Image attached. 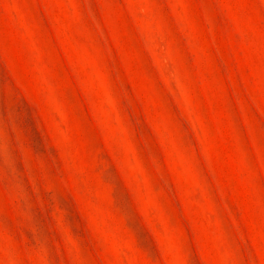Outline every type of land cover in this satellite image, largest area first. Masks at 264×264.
<instances>
[{
    "label": "rangeland",
    "instance_id": "374dc122",
    "mask_svg": "<svg viewBox=\"0 0 264 264\" xmlns=\"http://www.w3.org/2000/svg\"><path fill=\"white\" fill-rule=\"evenodd\" d=\"M0 264H264V0H0Z\"/></svg>",
    "mask_w": 264,
    "mask_h": 264
}]
</instances>
